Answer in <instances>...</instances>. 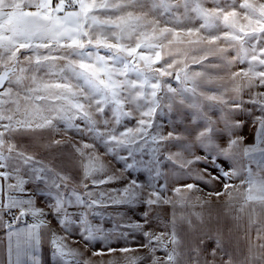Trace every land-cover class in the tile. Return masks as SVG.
<instances>
[{
  "label": "snow or ice",
  "instance_id": "obj_1",
  "mask_svg": "<svg viewBox=\"0 0 264 264\" xmlns=\"http://www.w3.org/2000/svg\"><path fill=\"white\" fill-rule=\"evenodd\" d=\"M162 103L169 111L173 104L191 109L192 126L153 131ZM245 113H259L251 146L235 135ZM241 154L247 165L221 167L219 175L204 169L207 180L191 168ZM168 164L197 181L223 180L214 195L226 196L228 208L235 194L242 197L234 219L247 210L243 247L230 232L199 230L193 218L202 222L203 213L187 210L194 200L206 203L196 195L199 185L161 184ZM22 168L30 179L48 180L54 194L45 207L23 187ZM139 205L143 224L131 225L143 233L139 248L89 256L71 246L73 223L87 247L103 232L89 215ZM164 205L171 206L164 230H145L154 206ZM45 208L64 235L48 227ZM69 209L78 211L76 220ZM0 233V264H39L44 239L58 264H93L101 255L112 256L107 264H264V0H0Z\"/></svg>",
  "mask_w": 264,
  "mask_h": 264
},
{
  "label": "crops",
  "instance_id": "obj_2",
  "mask_svg": "<svg viewBox=\"0 0 264 264\" xmlns=\"http://www.w3.org/2000/svg\"><path fill=\"white\" fill-rule=\"evenodd\" d=\"M23 51V50H22ZM210 59H212L210 57ZM192 67H198L197 65H193ZM237 67H241L238 65ZM235 70V69H234ZM210 115L213 119H215L218 116L217 112H211ZM245 114L242 116H238L237 119H240L242 121L241 117H244ZM247 115V114H246ZM191 116H192V110L187 108L186 106H180L178 104H173L171 111H169L168 108L165 107L163 113H162V123L158 126V131L161 132V134H167L170 131H177V132H183L186 127H191ZM235 135L242 138V145L243 146H251L252 144H248L244 141V128L243 124L241 123L240 127L235 129ZM59 138V134H57V137ZM28 137H21L20 142L24 143L25 146H27ZM252 143V142H251ZM173 150H177L173 148ZM101 154H103V149L99 150ZM202 154V153H198ZM41 156L46 157V154L41 152ZM185 155H187L185 153ZM251 155V154H250ZM252 156V155H251ZM102 158L104 162L110 161L112 162L110 164V168L118 169L120 167L119 163L117 164L113 158H111L108 155H102ZM249 162V156L244 155H238L236 159L233 160H224L223 158H217L215 156L212 157L211 160L208 161H201L197 162L196 164H193L191 166L192 169H196L199 172L204 173L205 180L208 179V173L204 172V169H207L209 172H211L213 175H219V169L221 167L224 168L225 171L229 170L230 165H235L237 167L242 165H247ZM58 163V161H57ZM115 164V166H112V164ZM251 163V167L252 164ZM253 168V167H252ZM162 171H165L167 174V180L161 179V184L167 183L169 189H171L173 186H179L181 184L185 183H197L200 188V192L197 193L200 197V200L206 201V203L203 204L201 207L199 205L198 201H193V203L196 204L195 208L189 207L188 211H194L197 213H203V221H195L196 224L199 225V230L203 232H210L215 234L218 230L220 232H230L233 237V243L238 244L240 247H243L245 245L244 240H240L239 237H243L245 232L247 231V221H248V213L247 210L243 213L242 219H234V217H237L240 215L237 212V209L239 208L240 204L242 203V197L237 193L234 195L233 201H232V207L228 208V201L227 197L224 196L223 198L218 199H211L207 198L206 195H209V192H218L223 191V180H213L211 183H205L204 181H197L193 178H189L188 176H181L179 173L174 172L172 169V166L168 164L166 167L162 166ZM187 171H191V169H188ZM32 173L28 171L26 168H22L20 172L21 178L25 179L27 183L23 185V187L33 195V198L35 199L36 206L37 207H45V205L49 202L50 196L54 193H50L49 191V183L48 180L45 179L43 182L40 180L30 179ZM14 182V181H13ZM123 182V180L119 181ZM239 181L237 179H233L232 184H237ZM113 186L119 187L120 185L116 184ZM123 186V185H122ZM104 187H108V185H105ZM206 195H204L203 193ZM229 191H232V189H229ZM169 195H174L173 193L169 192ZM143 205L136 206L134 208L129 209L126 206L121 207H109L106 209H97L95 215H89L87 217L88 222L93 226H99L103 229V232L100 234V238L92 240L88 243V246L85 247L86 242L83 240L81 236V232L83 229L80 226L79 221L76 223H73L69 229L68 232L70 235L68 236L69 241H74V243L71 244L74 248H79L81 251L85 252L87 255L91 256V253L93 252V248L96 246L101 249L100 251L103 252V250H107L109 244H129V242L124 241V238H134L137 233L141 231L135 230L131 225L135 223H141L143 224V218H142V211L144 210ZM165 208L167 209V216H166V222L171 214V206L165 205ZM45 211H49L47 208H45ZM69 211H74L73 220H76V216H78V211L69 209ZM46 219L49 221L48 227L56 232L59 235H64L63 228L60 224L57 223L55 219L52 218L51 212L49 211L48 216ZM149 219V216H148ZM31 223V220L29 221ZM162 221H157V223H147L144 224V229H154L157 231H161L163 228L161 226ZM165 222V223H166ZM117 224H126L127 227H121L119 229L116 228ZM157 224V226H156ZM165 227V226H164ZM187 226L183 225L182 230H186ZM3 234L0 233V238H2ZM4 249L2 246H0V258L3 257ZM158 255H162V253H159ZM36 259L39 261V264H58V259L54 255L52 248L50 244L47 242V239L42 240L41 244L37 247L36 253H35ZM108 255H101L99 256L100 260H107ZM93 260V257H92Z\"/></svg>",
  "mask_w": 264,
  "mask_h": 264
},
{
  "label": "rangeland",
  "instance_id": "obj_3",
  "mask_svg": "<svg viewBox=\"0 0 264 264\" xmlns=\"http://www.w3.org/2000/svg\"><path fill=\"white\" fill-rule=\"evenodd\" d=\"M155 66L159 67V64H157ZM240 66L244 67V65H240ZM164 79H170V77H164ZM176 86H177V82L173 81V87H176ZM164 109H165V106L162 103L161 104V108L157 109V112H156V114L154 116V123H153V129H152L153 131H158L157 130L158 126L162 123V113H163ZM246 114L247 113H245L244 117H241L242 118L243 128H244V141L246 143H248V144L255 145L256 144V133H257V130H258V125L255 122V116L258 115L259 113H253L252 115H248V114L246 115ZM77 123H79V121H77ZM125 123H127V124H129L131 126L132 124L135 123V121L134 120L133 121H125ZM159 133L161 134V132H159ZM69 136L72 137L73 139H75V137H74V135H73V133L71 131L69 132ZM85 140L87 141L88 138L85 137ZM88 142H90V141H88ZM100 149H103V148L99 147V150ZM251 155L252 156H256L257 158L259 157V153H252ZM105 163H107L109 165V167H110V164L112 162L106 161ZM116 163L118 164L117 161H116ZM112 166H115V164L113 163ZM252 167H253V169L256 168V163L255 162L252 164ZM132 175L136 176V178L141 180V181H146L147 180V174L146 173H133ZM125 176H128V174L125 173ZM125 182L126 181L123 180V182H118L117 184L122 186ZM160 183H161V180H160ZM231 183H233V180L231 181ZM218 192H222V191H218ZM202 193H203V191H202ZM214 193L215 192H209V195H206V192H205V194L204 193L203 194L206 195L207 198H211V199H215V198L218 199V198H223L224 197V195L216 196V195H214ZM210 194H212V195H210ZM166 216H167V209L165 208V205L163 207H155L154 206L153 210L149 213V221H150L149 224L151 223V225H152L153 223H157V221L158 222L162 221L160 223H161V226L163 228L162 230H164V226H165V222H166ZM157 224H156V226H157ZM124 241L129 242V244H126V243L118 244V245L109 244L108 247H117L118 248V247L127 246L129 248H139V246L145 242V239H144L143 233L141 231V232L137 233V235L133 239L132 238H128V239L124 238ZM100 250L101 249H99L98 246L93 248V252L94 251H100ZM103 252H106V251L103 250ZM107 257H108L107 260H103V259L100 260L99 256H93V260H92L93 264H107V261L111 260L112 256L108 255Z\"/></svg>",
  "mask_w": 264,
  "mask_h": 264
}]
</instances>
